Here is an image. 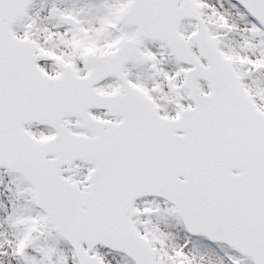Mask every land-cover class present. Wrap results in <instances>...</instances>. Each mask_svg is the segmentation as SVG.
<instances>
[{
	"label": "snow or ice",
	"instance_id": "obj_1",
	"mask_svg": "<svg viewBox=\"0 0 264 264\" xmlns=\"http://www.w3.org/2000/svg\"><path fill=\"white\" fill-rule=\"evenodd\" d=\"M0 264H264V0H0Z\"/></svg>",
	"mask_w": 264,
	"mask_h": 264
}]
</instances>
